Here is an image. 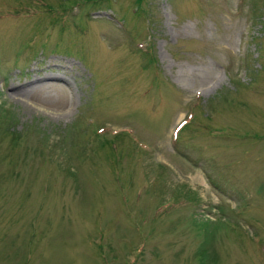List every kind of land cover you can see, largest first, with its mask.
Returning a JSON list of instances; mask_svg holds the SVG:
<instances>
[{
    "label": "rangeland",
    "instance_id": "374dc122",
    "mask_svg": "<svg viewBox=\"0 0 264 264\" xmlns=\"http://www.w3.org/2000/svg\"><path fill=\"white\" fill-rule=\"evenodd\" d=\"M142 4L0 0V264H264V0Z\"/></svg>",
    "mask_w": 264,
    "mask_h": 264
},
{
    "label": "bare ground",
    "instance_id": "6f19581e",
    "mask_svg": "<svg viewBox=\"0 0 264 264\" xmlns=\"http://www.w3.org/2000/svg\"><path fill=\"white\" fill-rule=\"evenodd\" d=\"M64 79V78H63ZM65 80V79H64ZM37 81V80H36ZM66 81V80H65ZM67 82V81H66ZM33 86V87H32ZM32 89L29 90V92H27L24 89L21 88H12L13 89V97H15V99L19 102H23L24 99H27L28 97H30L31 94L37 93L38 91L42 90V89H49L51 87H57L60 86L59 83H55V82H48V81H43V82H34L32 84ZM10 94V95H11ZM24 98V99H23Z\"/></svg>",
    "mask_w": 264,
    "mask_h": 264
},
{
    "label": "trees",
    "instance_id": "16d2710c",
    "mask_svg": "<svg viewBox=\"0 0 264 264\" xmlns=\"http://www.w3.org/2000/svg\"><path fill=\"white\" fill-rule=\"evenodd\" d=\"M105 1H108V0H93V2L94 3H99V2H105ZM136 3H137V6H138V9H139V13H141V12H143L144 10H145V8L143 7V4H142V2H143V0H134ZM149 50V49H148ZM140 51L142 52V54H147L146 52H147V50H141L140 49ZM151 57H153V56H151ZM150 57V60H149V64L151 63V61L153 60L152 58ZM191 118H194V115H191L190 116ZM184 125H186V123H184L182 126H184ZM96 130H99V129H96ZM97 133V132H96ZM119 133L118 132H116L115 134H114V136H117ZM136 259V257L133 259V260H135ZM134 262V261H133ZM132 262V263H133Z\"/></svg>",
    "mask_w": 264,
    "mask_h": 264
}]
</instances>
